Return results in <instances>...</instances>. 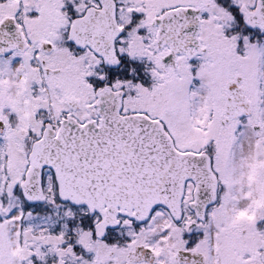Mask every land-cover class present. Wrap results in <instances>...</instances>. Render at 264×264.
Wrapping results in <instances>:
<instances>
[{
    "label": "snow or ice",
    "instance_id": "1",
    "mask_svg": "<svg viewBox=\"0 0 264 264\" xmlns=\"http://www.w3.org/2000/svg\"><path fill=\"white\" fill-rule=\"evenodd\" d=\"M0 264H264V0H0Z\"/></svg>",
    "mask_w": 264,
    "mask_h": 264
}]
</instances>
